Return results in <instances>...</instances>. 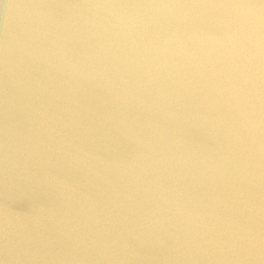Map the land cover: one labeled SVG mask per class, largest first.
Returning <instances> with one entry per match:
<instances>
[{"label": "clouds", "instance_id": "9594fccd", "mask_svg": "<svg viewBox=\"0 0 264 264\" xmlns=\"http://www.w3.org/2000/svg\"><path fill=\"white\" fill-rule=\"evenodd\" d=\"M0 264H264V0H0Z\"/></svg>", "mask_w": 264, "mask_h": 264}]
</instances>
